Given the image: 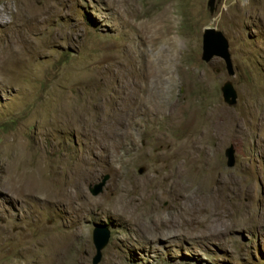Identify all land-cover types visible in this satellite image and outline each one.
Masks as SVG:
<instances>
[{
    "label": "rangeland",
    "instance_id": "rangeland-1",
    "mask_svg": "<svg viewBox=\"0 0 264 264\" xmlns=\"http://www.w3.org/2000/svg\"><path fill=\"white\" fill-rule=\"evenodd\" d=\"M97 223V264H264V0H0V264H92Z\"/></svg>",
    "mask_w": 264,
    "mask_h": 264
},
{
    "label": "water",
    "instance_id": "water-1",
    "mask_svg": "<svg viewBox=\"0 0 264 264\" xmlns=\"http://www.w3.org/2000/svg\"><path fill=\"white\" fill-rule=\"evenodd\" d=\"M209 11H214V0H208ZM214 56L221 58L228 72H233L232 61L228 49V42L214 28H206L202 38V57L205 61L210 60ZM223 101L228 105H233L237 100V93L232 83L226 80L220 87ZM224 155L226 157V165L232 167L235 163V152L233 146H229ZM142 171V168L140 169ZM109 175H103L97 182L90 184L88 191L91 195L96 196L102 192L103 187ZM110 236L109 229L101 223H97L92 230V242L95 248V254L92 258V264H97L102 257V249L106 246Z\"/></svg>",
    "mask_w": 264,
    "mask_h": 264
},
{
    "label": "bare ground",
    "instance_id": "bare-ground-1",
    "mask_svg": "<svg viewBox=\"0 0 264 264\" xmlns=\"http://www.w3.org/2000/svg\"><path fill=\"white\" fill-rule=\"evenodd\" d=\"M31 4H32V3H31ZM31 4H30V5H31ZM30 5H29V6H30ZM30 8H31V7H30ZM30 8H29V9H30ZM34 8H35V7H34ZM24 9L26 10V8H24ZM35 9H36V8H35ZM22 10H23V8H22ZM33 10H34V9H33ZM17 12H18V11H17ZM19 12H20V10H19ZM25 12H26V11H25ZM28 12L30 13V11H28ZM31 13H32V12H31ZM20 14H22V13H20ZM151 32H152V31H151ZM1 51H2V50H1ZM2 56H3V55H2ZM7 57H9V56H7ZM216 177H217V176H216ZM214 178H215V177H214ZM223 181H224V180H223ZM225 181H226V180H225ZM227 182H228V181H227ZM224 185H225V184H224ZM224 185H223V186H224ZM223 188H224V187H223ZM225 189H226V188H225ZM231 189H232V188H231ZM219 190H220V189H219ZM226 191H227V190H226ZM223 192H224V191H223ZM223 192H220V193L223 194ZM231 192H232V191H231ZM234 192H235V190H234ZM232 197H233V196H232ZM222 198H223V197H222ZM224 198H225V197H224Z\"/></svg>",
    "mask_w": 264,
    "mask_h": 264
}]
</instances>
